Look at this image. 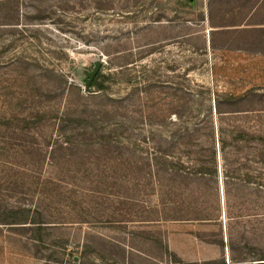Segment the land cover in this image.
<instances>
[{"label": "rangeland", "instance_id": "obj_1", "mask_svg": "<svg viewBox=\"0 0 264 264\" xmlns=\"http://www.w3.org/2000/svg\"><path fill=\"white\" fill-rule=\"evenodd\" d=\"M3 1L0 264H260L264 0ZM97 62L119 139L83 162L57 116Z\"/></svg>", "mask_w": 264, "mask_h": 264}, {"label": "trees", "instance_id": "obj_2", "mask_svg": "<svg viewBox=\"0 0 264 264\" xmlns=\"http://www.w3.org/2000/svg\"><path fill=\"white\" fill-rule=\"evenodd\" d=\"M9 0H4L3 2H8ZM4 3H0V6H3ZM110 77L111 75H104L101 76L98 74L96 78L94 79L91 88H95L96 91H82L78 87L73 86L71 89L76 92V96L79 99V101H82L84 104L82 106H78L76 103L71 102L66 111L64 113H61L58 115V123H59V133L56 136L55 143L60 145L61 149H67L66 156H76V154H80V157L82 158L83 162L85 159H93V160H100V156H93L89 157L87 155V151L89 150V147H94V145L97 144V140L101 142V147L106 148L109 145L112 144V139H119V133L118 127H112L109 129V131H103L100 132L102 135H99L98 131L96 130L97 124L99 125L101 120L99 119L101 116L105 118H113V114L118 109V106L110 105L109 102L111 97L108 96L106 87L104 86L105 79ZM94 102V104H92ZM107 102V103H106ZM116 103V102H115ZM71 118H76V121L78 123L83 122L84 124L81 125L79 128L80 134H77V132H67L66 129L69 126V123H71ZM94 128V129H93ZM98 142V144H100ZM111 142V143H110ZM53 150V149H52ZM55 153V150H53ZM52 154V152H51ZM63 155V157H64ZM167 159L165 158V162ZM149 165L146 166V168L150 169V161L148 162ZM139 164H144V160H141ZM86 165V164H84ZM163 167H160L159 169H162ZM100 184V183H99ZM46 193L42 192L41 199L45 197ZM59 196L63 197L59 194ZM56 198H49L48 200H52ZM63 200H67V198H63ZM68 201V200H67ZM69 203V201H68ZM171 205L173 203H170ZM37 208V207H36ZM34 209V213L38 216L36 219L35 215H30L28 210H24V213H27V216L24 217V221L22 222H15L13 224L16 225H24L23 229L26 231H29L31 239L40 242V237H42L41 234L48 228H54L51 227L46 221V217H44L43 212H41L40 209ZM25 213V214H26ZM162 221H181V219H171V218H165V219H159V220H143L139 221L140 223H156V222H162ZM81 223H88L86 221V217L83 215L82 219L80 221ZM52 224H59L58 222L52 223ZM168 247L166 248V252H168ZM173 255V254H172ZM174 257V255H173ZM176 258V257H175ZM253 262H260V264H264V255L259 258L258 260H254Z\"/></svg>", "mask_w": 264, "mask_h": 264}, {"label": "water", "instance_id": "obj_3", "mask_svg": "<svg viewBox=\"0 0 264 264\" xmlns=\"http://www.w3.org/2000/svg\"><path fill=\"white\" fill-rule=\"evenodd\" d=\"M190 2H192V0H190ZM100 66H101V62H97L94 65V69L88 73L86 71H84V76H85V91L90 89V86L93 82V80L95 79L97 73L100 70Z\"/></svg>", "mask_w": 264, "mask_h": 264}]
</instances>
